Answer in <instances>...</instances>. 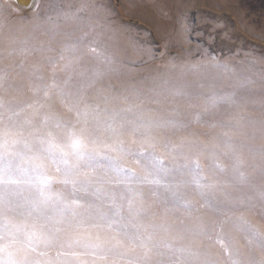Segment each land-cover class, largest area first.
<instances>
[{"label":"rangeland","instance_id":"1","mask_svg":"<svg viewBox=\"0 0 264 264\" xmlns=\"http://www.w3.org/2000/svg\"><path fill=\"white\" fill-rule=\"evenodd\" d=\"M0 264H264V0H0Z\"/></svg>","mask_w":264,"mask_h":264},{"label":"bare ground","instance_id":"2","mask_svg":"<svg viewBox=\"0 0 264 264\" xmlns=\"http://www.w3.org/2000/svg\"><path fill=\"white\" fill-rule=\"evenodd\" d=\"M19 1L21 2H26L27 0H16V2H17V4L19 5V6H21L22 8H28V7H30V6H32V2H33V0H28L26 3H28V4H26V5H23V4H20L19 3Z\"/></svg>","mask_w":264,"mask_h":264},{"label":"water","instance_id":"3","mask_svg":"<svg viewBox=\"0 0 264 264\" xmlns=\"http://www.w3.org/2000/svg\"><path fill=\"white\" fill-rule=\"evenodd\" d=\"M27 1H28V0H27ZM27 1H26V2H27ZM26 2H22V1L20 2V1H19V3H20V4H23V5L28 4V3H26Z\"/></svg>","mask_w":264,"mask_h":264}]
</instances>
